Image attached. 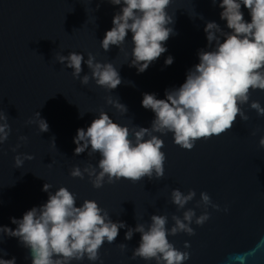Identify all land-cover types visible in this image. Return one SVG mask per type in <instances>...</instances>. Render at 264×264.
I'll list each match as a JSON object with an SVG mask.
<instances>
[{
  "label": "water",
  "instance_id": "1",
  "mask_svg": "<svg viewBox=\"0 0 264 264\" xmlns=\"http://www.w3.org/2000/svg\"><path fill=\"white\" fill-rule=\"evenodd\" d=\"M121 8L108 0H0V112L7 113L12 129L0 145V226L15 229L11 218L22 219L26 211L45 204L49 198L42 190L45 183L53 186L52 192L67 187L76 194L77 206L85 199L96 200L114 222L124 221L131 228L138 222L149 224L153 214H167L169 229L174 213L182 217L187 208H195L200 215L205 209L196 207V201L206 191L220 210L209 207L210 219L202 226L192 224L195 235L169 233L176 248L190 253L184 264H264V147L259 144L264 117L249 107L251 100L264 105V91H253L249 104L241 106L250 117L248 121L238 116L232 129L197 140L191 150L175 144L172 133L158 134L165 141L162 179H120L97 189L87 174L83 179L70 175L76 165L98 167L101 158L99 153L88 155L90 145L80 155L74 154L78 129L86 130L101 110L121 124L151 127L155 113L142 106L143 94L165 99L167 89L185 82L188 71L199 63V50H208L206 22L215 21L231 31L221 19L219 0L216 4L211 0H172L168 12L174 16L170 26L175 34L165 43L167 51L138 73L130 66L134 47L130 30L123 50L113 45L105 52L101 47ZM241 10L250 22L247 7L242 4ZM72 51L85 57L81 78L90 73L86 60L91 52L98 61L112 62L122 83L114 90L100 87L94 80L81 84L66 62L54 58L57 52L67 56ZM168 56L174 58L171 65L165 64ZM108 96L118 97L128 112L122 114L109 105ZM37 111L48 122L49 131L40 132L37 124L28 123ZM21 136H27V141H21ZM17 144L20 147L13 151ZM18 153L32 154L34 159L16 168ZM175 188L185 194L190 189L196 191L194 200L179 211L171 202ZM127 230L121 228L114 243H104L101 260L85 258L72 264H156L155 260L131 258L141 234L134 233L126 240ZM185 241H190V248L184 247ZM121 243L127 244L126 251L119 248ZM0 255L15 257L16 264H32L30 250L6 233L0 234ZM241 256L246 259H237Z\"/></svg>",
  "mask_w": 264,
  "mask_h": 264
},
{
  "label": "clouds",
  "instance_id": "2",
  "mask_svg": "<svg viewBox=\"0 0 264 264\" xmlns=\"http://www.w3.org/2000/svg\"><path fill=\"white\" fill-rule=\"evenodd\" d=\"M108 2L122 5V8L115 14L113 27L106 32L101 47L105 52L113 45L123 50L130 30L134 45L130 66L143 73L167 51L165 43L175 34L174 27L170 26L174 25V16L168 12L172 0ZM211 2L216 4L218 0ZM242 4L250 12V22L244 18ZM219 6L223 9L221 19L226 20L231 31H225L215 21L206 22L208 50H199V63L188 71L185 82L177 88L167 89L165 99H158L154 93L143 94L142 106L155 113L151 127L121 124L101 110L91 125L86 130L78 129L74 137L77 145L74 154L80 155L90 145L88 155L92 157L99 153L101 157L98 167L91 163L83 168L76 165L70 171L72 177L83 179L87 174L97 189L105 182L113 184L120 179L132 182L145 177L162 179L165 175L166 154L162 151L165 141L158 134L172 133L175 144L191 150L197 140L210 139L232 129L238 116L243 121L250 119L241 106L249 104L253 91H264V0H219ZM54 58L61 64L66 62V67L73 69V77L80 79L83 85L94 80L96 85L114 90L122 83L117 67L112 62L98 61L91 52L86 60L90 73L82 78V64L85 63L82 53L72 51L65 56L57 52ZM173 61L174 58L168 56L165 64L171 65ZM107 103L122 114L128 112V107L118 97L108 96ZM249 107L264 117V105L259 100H251ZM84 114L81 112V117ZM28 123L37 124L40 132L49 131V124L39 111ZM11 131L7 113L0 112V145L8 140ZM19 139L27 141L28 137ZM52 142L56 146L54 138ZM259 144L264 147V136ZM19 147L17 144L13 151ZM32 159V154L18 153L14 158L15 167L20 168L25 160ZM52 187L50 183L43 185L42 190L49 193L45 204L26 211L22 219L11 218L17 225L15 229L0 226V234L19 238L30 250L32 264H72L85 258L92 262L101 260L100 249L105 242L114 243L121 228L128 229L126 240H131L134 233L141 234L132 259L155 260L156 264H184L190 253L176 248L168 238L169 233L173 236L179 233L195 235L192 224L204 225L211 216L207 211L209 207L220 210V205L205 191L196 201V207L205 209L200 215L195 208H187L182 217L174 213L171 217L174 223L169 229L167 214H153L149 224L138 222L131 228L124 221L114 222L96 200L85 199L77 206L76 194L67 187L61 186L55 192L51 191ZM195 197V189L186 194L179 188L171 191V202L178 211L185 209ZM118 246L121 251L128 249L124 243ZM184 247L190 248V241H185ZM237 259L244 260L246 256ZM0 264H16V258L4 259L0 255Z\"/></svg>",
  "mask_w": 264,
  "mask_h": 264
}]
</instances>
